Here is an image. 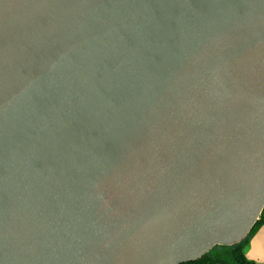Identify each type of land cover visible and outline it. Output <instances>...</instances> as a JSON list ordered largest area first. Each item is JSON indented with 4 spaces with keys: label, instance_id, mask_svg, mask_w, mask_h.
Wrapping results in <instances>:
<instances>
[{
    "label": "water",
    "instance_id": "water-1",
    "mask_svg": "<svg viewBox=\"0 0 264 264\" xmlns=\"http://www.w3.org/2000/svg\"><path fill=\"white\" fill-rule=\"evenodd\" d=\"M264 209V0H0V264H186Z\"/></svg>",
    "mask_w": 264,
    "mask_h": 264
},
{
    "label": "trees",
    "instance_id": "trees-1",
    "mask_svg": "<svg viewBox=\"0 0 264 264\" xmlns=\"http://www.w3.org/2000/svg\"><path fill=\"white\" fill-rule=\"evenodd\" d=\"M264 224V209L249 235L239 244L230 247H215L201 259L186 264H256L245 256L249 239Z\"/></svg>",
    "mask_w": 264,
    "mask_h": 264
},
{
    "label": "crops",
    "instance_id": "crops-1",
    "mask_svg": "<svg viewBox=\"0 0 264 264\" xmlns=\"http://www.w3.org/2000/svg\"><path fill=\"white\" fill-rule=\"evenodd\" d=\"M245 256L256 264H264V224L249 239Z\"/></svg>",
    "mask_w": 264,
    "mask_h": 264
}]
</instances>
